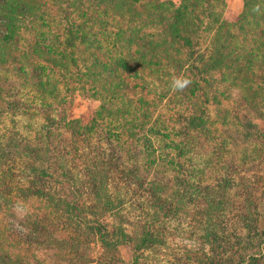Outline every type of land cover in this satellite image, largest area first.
<instances>
[{
  "label": "trees",
  "instance_id": "trees-1",
  "mask_svg": "<svg viewBox=\"0 0 264 264\" xmlns=\"http://www.w3.org/2000/svg\"><path fill=\"white\" fill-rule=\"evenodd\" d=\"M241 2L0 0V264H38L25 246L50 264H118L130 246L139 264L186 214L191 264H264V0ZM74 95L90 106L68 120ZM29 200L43 215H15Z\"/></svg>",
  "mask_w": 264,
  "mask_h": 264
},
{
  "label": "rangeland",
  "instance_id": "rangeland-1",
  "mask_svg": "<svg viewBox=\"0 0 264 264\" xmlns=\"http://www.w3.org/2000/svg\"><path fill=\"white\" fill-rule=\"evenodd\" d=\"M162 1H172L178 4V0H162ZM227 13H239L242 10V2L241 0H225ZM23 91L22 94H24ZM21 94V95H22ZM23 96L21 97V99ZM90 106L89 100L79 96L74 95L72 99V105L67 110V119L68 120H75L78 119L82 114H84ZM18 122V131L24 135H29V138L38 130L41 126V121L32 122L30 123L29 120H26L24 117L17 118ZM255 125H257L262 131H264V122L253 120L252 121ZM0 125L3 128L9 126V116L5 115L3 108L0 104ZM26 127H30L29 132L25 131ZM217 143V142H216ZM6 179V178H5ZM68 200H71V196L68 197ZM85 201V199H82ZM16 213L22 217L26 214H31L35 209H38V213H42L40 209H44V203L42 202H34L33 200H29L27 202H16ZM86 205H89V202L85 201ZM143 205V200L141 198L135 201L134 206L131 210L126 211V217L131 220H135L136 216L139 215L140 209L134 210L136 207ZM145 205V204H144ZM129 207V206H127ZM142 207V206H141ZM193 207H191V212ZM133 209V210H132ZM192 214V213H191ZM104 223L108 224V226H113L116 223V219L112 217V215L108 214L102 220ZM13 222L6 217L5 215L0 214V233L4 232V235L7 236L10 230V226ZM16 226V223H14ZM59 227V228H58ZM195 224L193 220V216L190 215H179L178 217H171L165 220V223L161 227L162 234L165 238L164 245L157 244L154 251L152 252H144L142 254V259L139 264H191L192 260L195 257L200 256V251L198 247H200V241L197 239V232L195 230ZM55 228L57 232L64 234L61 226L58 223L55 224ZM128 231H132L131 227H127ZM61 230V231H60ZM90 249L89 253L92 258L96 259L100 253L101 249L97 242H92L89 245ZM24 248H28L29 251L25 252L29 256L34 254L37 256L38 264H50L51 259L49 258L53 253L50 251H44L42 249L34 250V248H30L29 246H25ZM207 252V249H205ZM24 253V254H25ZM118 255L121 258L120 263L118 264H130L132 260V251L130 246H121L118 249ZM57 260L59 258H56ZM63 264H68L65 261Z\"/></svg>",
  "mask_w": 264,
  "mask_h": 264
},
{
  "label": "clouds",
  "instance_id": "clouds-1",
  "mask_svg": "<svg viewBox=\"0 0 264 264\" xmlns=\"http://www.w3.org/2000/svg\"><path fill=\"white\" fill-rule=\"evenodd\" d=\"M254 12H258L259 11V6H255L253 8ZM192 83V81L190 79L187 78H183V77H174L172 82H171V87L174 90H180L183 91L185 88H187L190 84Z\"/></svg>",
  "mask_w": 264,
  "mask_h": 264
}]
</instances>
